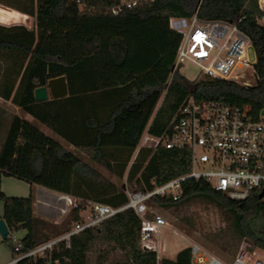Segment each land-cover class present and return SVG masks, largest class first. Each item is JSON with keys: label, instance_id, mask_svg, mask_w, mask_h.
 <instances>
[{"label": "trees", "instance_id": "1", "mask_svg": "<svg viewBox=\"0 0 264 264\" xmlns=\"http://www.w3.org/2000/svg\"><path fill=\"white\" fill-rule=\"evenodd\" d=\"M188 0H152L117 14L109 8L121 0H33V26L0 24V53L26 57L14 86L6 85L2 95L21 111L48 127L68 143L81 149L82 156L57 145L30 122L14 115L0 142V183L13 175L29 183L65 191L84 200L113 207L127 201L126 189L116 186L111 175L122 177L133 189L146 190L157 183L186 173L190 156L186 149L140 147L129 165L143 132L165 89L148 131L161 135L183 100L222 95L237 105H249L257 115L264 109V25L257 0H201L198 17L234 21L249 35L256 52L258 80L251 86L221 81H190L173 73L179 35L168 26L171 16H188ZM198 0H195L197 3ZM195 3V4H196ZM64 74L68 95L36 100L35 87L48 78ZM91 161V162H90ZM94 163V164H93ZM100 167L110 176L103 175ZM204 199L223 209L237 238L264 249V203L256 194L233 200L205 180L184 182L180 199L153 197V204L170 207ZM1 218L9 234L24 229L12 246L13 254L25 253L70 229L34 215L32 192L26 197L8 196L1 190ZM82 205L71 208V220L79 219ZM141 219L125 208L105 219L99 228L82 232L77 248L63 240L42 254L29 255L15 264H192L190 247L180 249L174 259L159 258L140 246ZM226 241V240H225ZM222 242L225 249L228 242ZM18 246L16 250L15 247ZM14 256V257H15Z\"/></svg>", "mask_w": 264, "mask_h": 264}, {"label": "built area", "instance_id": "2", "mask_svg": "<svg viewBox=\"0 0 264 264\" xmlns=\"http://www.w3.org/2000/svg\"><path fill=\"white\" fill-rule=\"evenodd\" d=\"M81 3L80 0H75ZM152 0H121L109 10L117 14L123 9H135ZM198 0L188 16H171L168 26L180 39L175 51L171 73L182 69L193 70L196 82L228 80L244 86H251L258 80L255 72L256 52L251 39L239 27L241 17L234 21L222 19H201L197 11ZM262 14L256 17L264 25V0H257ZM253 49L255 59H249ZM259 110L252 113L249 105H237L217 95L197 99L188 95L170 118L161 135L143 130L136 151L140 147L186 149L190 156L188 172L157 183L151 178V187L146 190H126L127 201L117 207L109 204L84 200L62 193L58 199L71 208L82 205L79 219L72 222L68 231L25 253L16 255L10 263L19 259L42 254L59 240L67 247L77 241L82 232H90L101 223L125 208H131L141 219L140 246L156 252L159 260L161 249L158 234L168 226L165 217L153 211V197L180 199L185 181L203 179L211 188L224 193L233 200H244L264 189V114ZM264 203V193L258 198ZM243 238L235 254L225 260L211 253L196 242H190L192 264H264V249L249 244ZM18 249V246L15 247ZM47 264H52L48 262ZM74 264H77V255ZM157 264H161L157 262Z\"/></svg>", "mask_w": 264, "mask_h": 264}, {"label": "rangeland", "instance_id": "3", "mask_svg": "<svg viewBox=\"0 0 264 264\" xmlns=\"http://www.w3.org/2000/svg\"><path fill=\"white\" fill-rule=\"evenodd\" d=\"M195 3V0H188L187 9L193 10L196 5ZM33 12V0H0V24H22L28 28H32ZM248 56L252 61L255 59L253 49L249 51ZM25 60V56L17 53H0V142L3 140L10 120L14 115H18L22 119L31 121V123L37 125L35 119H32L27 113L21 111L9 98L2 95L6 85H15L18 80L17 72ZM179 74L185 76L190 81H195L193 79L196 77V74L193 70L182 69ZM172 76L173 73H170L167 83H169ZM165 92L164 89L160 94L154 111L151 113L146 124H144V130L149 126L156 110L161 105ZM80 155L83 159H88V156L84 152L80 153ZM135 157L136 150L131 155L129 165L135 160ZM99 169L103 175L110 176L104 168L100 167ZM127 170L128 168H126L122 177L119 178L116 175H111L110 179L116 186H122L126 190H131L133 187L126 180ZM0 185L1 190L8 196L26 197L31 193V183L26 179L13 175L3 176ZM32 190V193H34V189ZM59 207L57 205L51 207L43 219L50 223H55V220H57L56 223L61 224V227L62 225L70 227L73 222L71 216L68 214L70 207L62 200L59 201ZM2 211L3 203L0 201V212ZM153 211L161 213L168 221V226L162 227L158 234V240L161 244L159 251L160 258L163 256L173 258L178 247H186L189 246L190 242H196L211 253L229 260L240 245L241 239L237 238L233 232L227 213L207 200L193 199L170 207L154 204ZM38 217L41 218L40 216ZM24 234V229H18L11 232L6 241H1L0 235V264L11 260L15 256L11 248ZM224 241L228 242L227 246L230 245L229 250L228 247L225 249L222 247V242Z\"/></svg>", "mask_w": 264, "mask_h": 264}, {"label": "crops", "instance_id": "4", "mask_svg": "<svg viewBox=\"0 0 264 264\" xmlns=\"http://www.w3.org/2000/svg\"><path fill=\"white\" fill-rule=\"evenodd\" d=\"M28 122L31 123V121H28ZM36 123H37V125H34L33 123H31V124L34 125L35 127H37V129L39 131H41L45 136H47L52 141H54L57 145H60V146L66 148V149H68V150H70V151H72L78 155H80V153H83V151L81 149H79V148L73 146L72 144L68 143L63 138L58 136L56 133L52 132L45 125L39 123L38 121H36ZM32 189H34V193H32L34 196L33 212H34V215L40 216L41 218L46 217L47 211L49 209H51V207H53V206L55 207V205H57L58 208H60L59 207V201H61V200L58 199V196L62 193H67L65 191H60L57 189L46 187V186L39 184V183H31V192H33ZM1 214H2V212H0V216H1ZM56 221L57 220H55V223H56ZM1 241H2V239H1ZM182 248L183 247H178L176 249L175 255ZM163 250H164V245H163ZM175 255H174V257H175ZM174 257L170 258V259H174ZM165 258H168V257H165ZM11 260H8L2 264H15V263H10Z\"/></svg>", "mask_w": 264, "mask_h": 264}, {"label": "water", "instance_id": "5", "mask_svg": "<svg viewBox=\"0 0 264 264\" xmlns=\"http://www.w3.org/2000/svg\"><path fill=\"white\" fill-rule=\"evenodd\" d=\"M68 95V86L66 76L64 74L48 78L44 85L35 87L33 90V96L36 100L42 101L49 98H61ZM264 114V109L261 111ZM264 189L258 194V198L262 197ZM9 233L8 227L3 218H0V235L4 239ZM252 244L251 241H248Z\"/></svg>", "mask_w": 264, "mask_h": 264}, {"label": "flooded vegetation", "instance_id": "6", "mask_svg": "<svg viewBox=\"0 0 264 264\" xmlns=\"http://www.w3.org/2000/svg\"><path fill=\"white\" fill-rule=\"evenodd\" d=\"M14 10V9H13ZM15 12H17V11H15ZM14 16V15H13Z\"/></svg>", "mask_w": 264, "mask_h": 264}]
</instances>
